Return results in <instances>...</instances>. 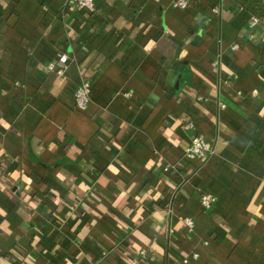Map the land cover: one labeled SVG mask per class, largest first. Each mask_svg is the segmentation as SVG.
<instances>
[{"label": "crops", "instance_id": "obj_1", "mask_svg": "<svg viewBox=\"0 0 264 264\" xmlns=\"http://www.w3.org/2000/svg\"><path fill=\"white\" fill-rule=\"evenodd\" d=\"M189 1L0 0V264H264V0Z\"/></svg>", "mask_w": 264, "mask_h": 264}, {"label": "built area", "instance_id": "obj_2", "mask_svg": "<svg viewBox=\"0 0 264 264\" xmlns=\"http://www.w3.org/2000/svg\"><path fill=\"white\" fill-rule=\"evenodd\" d=\"M173 7L176 9H185L189 6V0H172ZM66 5H74L79 10H85L89 14L94 15L97 11L96 0H64ZM214 11H218V8H215ZM264 22V20L259 17L252 16L251 25ZM264 40V35H263ZM239 46L235 44L233 49H237ZM69 57L66 54H61L59 57V64H51L50 69H55L59 74L64 73V68L69 62ZM91 92H92V82L91 80H83L76 88L75 91V104L78 109L85 110L91 103ZM186 129L193 130L194 124L188 122L185 124ZM213 153V146L211 142L206 140L201 135H194L191 139L190 145L186 148V155L192 159L205 160ZM167 169V168H166ZM200 202L202 206L206 209H211L217 202V197L211 192H204L200 195ZM184 223L189 231H192L195 227V220L192 217H185ZM194 257H198L197 253L193 254ZM188 259L185 258L184 262H187ZM134 264H143L140 259Z\"/></svg>", "mask_w": 264, "mask_h": 264}, {"label": "trees", "instance_id": "obj_3", "mask_svg": "<svg viewBox=\"0 0 264 264\" xmlns=\"http://www.w3.org/2000/svg\"><path fill=\"white\" fill-rule=\"evenodd\" d=\"M141 260H142V263H143V264H146V261H147V260H146V256H145V257L143 256Z\"/></svg>", "mask_w": 264, "mask_h": 264}]
</instances>
